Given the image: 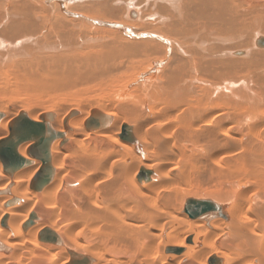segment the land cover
I'll return each mask as SVG.
<instances>
[{"label":"bare ground","instance_id":"6f19581e","mask_svg":"<svg viewBox=\"0 0 264 264\" xmlns=\"http://www.w3.org/2000/svg\"><path fill=\"white\" fill-rule=\"evenodd\" d=\"M3 143L0 264H264V0H0Z\"/></svg>","mask_w":264,"mask_h":264},{"label":"water","instance_id":"95a60500","mask_svg":"<svg viewBox=\"0 0 264 264\" xmlns=\"http://www.w3.org/2000/svg\"><path fill=\"white\" fill-rule=\"evenodd\" d=\"M109 117L105 116L104 114L98 112V111H94L92 116L90 117V119L87 121V126L88 127H104L109 123ZM28 125V124H27ZM25 123L20 122L19 120L14 124L13 126V131H12V136L11 138L8 140V142H11V144L9 145H13L15 143H19L21 140H24L26 135L31 133L32 131H36V130H32L33 125H29L27 126ZM124 135H126V128H124ZM45 138H40L38 139V146H42V143L44 142ZM43 141V142H42ZM49 145V144H48ZM48 145L45 146V148L48 147ZM14 148L12 146H6L5 143L2 144V146L0 147V156L2 157H7V158H11L14 162L15 165H20L22 163V161L18 162L17 159L15 160L13 155ZM41 150V149H39ZM48 149H44L41 153L42 158L44 159V162L46 164V167H48V162H49V153L47 152ZM47 169V168H46ZM198 211L194 212L195 215L198 214V212L200 211H205V206L203 204H201L200 207H197ZM83 260H87L84 259ZM72 264H81L80 260L78 259H73ZM85 264V263H84Z\"/></svg>","mask_w":264,"mask_h":264},{"label":"rangeland","instance_id":"374dc122","mask_svg":"<svg viewBox=\"0 0 264 264\" xmlns=\"http://www.w3.org/2000/svg\"><path fill=\"white\" fill-rule=\"evenodd\" d=\"M40 2V1H39ZM39 6H42L40 3H39ZM141 8V7H140ZM142 10V9H141ZM65 13V12H64ZM62 14V13H61ZM79 14H81V13H79ZM81 15H84V14H81ZM41 16V15H40ZM39 16V17H40ZM40 20H39V22L41 21V17L39 18ZM125 20H126V18H124ZM120 20H114V21H112V22H119ZM73 25H77L76 27V30H78V26H81V24L80 23H78L77 22V24L76 23H74ZM83 28H84V30L85 31H87V26L86 25H84L83 24ZM81 31V30H80ZM90 31V30H89ZM99 35V34H98ZM92 91H94V89H92L91 90V92ZM96 91H98V90H96L95 89V93L94 92H92L91 93V97L93 98V100H96V99H98V94L96 93ZM65 95V93H61V94H58L56 97H54L53 99H55V101H57V99H58V96L59 97H61V99L63 98H68V95L67 96H64ZM20 96L21 95H16V99H15V97H14V99H10V101H12V100H19V98H20ZM23 97V98H22ZM84 97V96H83ZM86 97V96H85ZM25 100H27V98H26V96L24 97V95H22L21 96V100H20V102L21 101H23V102H25ZM51 100V99H50ZM50 100L48 101V99L47 98H44V99H42V102L40 103L41 105H45V106H49L50 104H51V102H50ZM47 102V103H46ZM61 102H63L62 100H61ZM68 103H69V100L67 101ZM64 103V102H63ZM63 103H61V104H63ZM66 103V102H65ZM66 105H68L67 103H66ZM16 108V107H15ZM91 110V109H90Z\"/></svg>","mask_w":264,"mask_h":264}]
</instances>
